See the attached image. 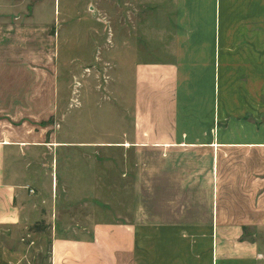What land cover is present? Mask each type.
<instances>
[{"label": "crops", "instance_id": "1", "mask_svg": "<svg viewBox=\"0 0 264 264\" xmlns=\"http://www.w3.org/2000/svg\"><path fill=\"white\" fill-rule=\"evenodd\" d=\"M134 1L127 85L120 71L105 83L110 96L119 87L128 119L103 130L100 142H67L59 129L47 140L44 127L11 126L16 104L38 120L31 105L51 102L56 88L30 78L23 41L41 33L55 46L58 33L41 15L43 0H0V264H31L18 253L29 251L22 236L51 222L58 207H78L85 185L125 182L127 168L138 208L149 202V221L53 223L47 264H264L254 244L239 240L246 227L264 230V0ZM83 2L71 17L95 20L96 0ZM102 2L108 21L111 0ZM107 27L96 38L113 74L114 48L130 47ZM99 150L125 153L114 180L108 155L78 157Z\"/></svg>", "mask_w": 264, "mask_h": 264}, {"label": "rangeland", "instance_id": "2", "mask_svg": "<svg viewBox=\"0 0 264 264\" xmlns=\"http://www.w3.org/2000/svg\"><path fill=\"white\" fill-rule=\"evenodd\" d=\"M18 1L20 0H15L16 3ZM27 1L33 5L34 2L40 0ZM43 2L45 9L42 8L41 15H49L53 19L51 25L58 33V38L55 39L56 45L54 46L53 39L44 37L41 33L32 35L31 39H25L23 41L25 45L22 49L29 54L27 56L29 62L27 63L30 66L23 65L28 69L31 79L49 81V84L56 85V88L48 89L49 91L52 90V94L49 92V96L52 95L54 98L46 104L31 105V117L36 116L38 120H34L35 118L29 120L28 114L20 110L22 105L16 104L11 126L15 129L24 126L44 127L47 131V140L49 137L53 138L56 130L59 129L62 140L67 142H70L71 139L75 140L74 135L83 136L79 142H100L103 130L118 128L120 124H123L121 123L122 118L128 119L125 115V100L119 101V87L113 85L110 96L105 83L110 76L117 77L118 71L123 74V83L126 84L127 82L128 72L124 62L127 57L134 55L135 1L111 0V14L108 21L103 16L105 8L102 0H96L95 20L92 21L83 18V16L78 21L71 17L73 9L83 6V0H43ZM143 15L149 17V4L143 9ZM108 22L111 31L115 37L117 36V41L119 38H125L128 47H130L116 46L114 48L113 54H111L112 62L116 65L120 63V66L112 69L113 74L108 70L111 63L106 56L107 52H103L102 40L98 39L103 32V25L106 27V32H109ZM92 31L95 35H92ZM20 43L22 41L19 40L15 41L14 44L9 42L10 46L7 47L10 48L9 53L17 51ZM16 73L17 70L13 75L15 80L18 79L15 76ZM40 90L43 91L44 89ZM54 90L56 93H53ZM104 101L107 102V105L103 103ZM26 121L30 125H27ZM257 122L259 124V121ZM260 123L263 125L264 120ZM88 131L90 137L87 139L84 136L88 134ZM113 138L111 136L112 140L116 139ZM133 153L132 151L126 153V160L131 165ZM78 154L80 160L91 156V159L93 157L100 162L103 157L106 158L108 155L112 162V167L108 170L110 174L108 179L110 180L115 179L114 175L118 172L121 161L125 160V153L119 150H111L109 154L103 153L101 150L89 153L79 151ZM127 170V176L123 183L114 181L108 184L99 182L89 185V187L85 185L83 190L85 193L80 197L78 207L72 209L69 207L60 209L58 207L57 215L50 217L51 222L42 223L31 234L22 236L21 243L29 245V251L18 252L20 253L19 256L24 254L29 257V260L32 261L31 264H47L48 244L52 234H54L52 231L53 223L57 225L55 229H60L59 226L80 229L86 227L87 223L90 222H133L134 220L148 222L149 213L145 207H148L147 203L149 202L143 200L144 209L138 208V202L134 199V182L130 177V169L127 168ZM100 172L101 166L100 168L96 167V173ZM148 186L146 184L144 188ZM64 187L67 186L64 185ZM57 189L60 193L59 187ZM58 233L61 231L59 230ZM239 240L254 244L255 256L261 255L260 261L264 259V230L261 226L255 225L254 229L251 226L244 228ZM24 264L28 263L24 262Z\"/></svg>", "mask_w": 264, "mask_h": 264}, {"label": "built area", "instance_id": "3", "mask_svg": "<svg viewBox=\"0 0 264 264\" xmlns=\"http://www.w3.org/2000/svg\"><path fill=\"white\" fill-rule=\"evenodd\" d=\"M29 192H31V190Z\"/></svg>", "mask_w": 264, "mask_h": 264}]
</instances>
